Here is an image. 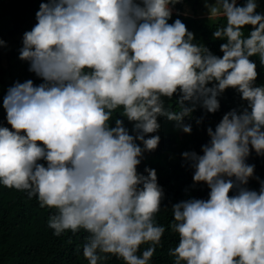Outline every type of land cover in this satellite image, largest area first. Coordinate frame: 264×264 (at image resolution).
Masks as SVG:
<instances>
[{
    "label": "clouds",
    "instance_id": "1",
    "mask_svg": "<svg viewBox=\"0 0 264 264\" xmlns=\"http://www.w3.org/2000/svg\"><path fill=\"white\" fill-rule=\"evenodd\" d=\"M177 2L45 0L22 35L18 58L41 82L14 81L3 96L0 185L50 209L54 235L83 230L87 264H151L165 193L156 170L138 165L159 144L158 118L190 133L185 117L197 105L218 111L228 88L246 105L207 127L200 153H181L209 191L171 205L178 243L168 254L173 264H264V179L247 162L264 156V85L250 59L264 66V12L257 0H205L208 19L226 21L212 33L225 41L216 55L180 18L169 23ZM174 94L176 110L164 105Z\"/></svg>",
    "mask_w": 264,
    "mask_h": 264
},
{
    "label": "trees",
    "instance_id": "2",
    "mask_svg": "<svg viewBox=\"0 0 264 264\" xmlns=\"http://www.w3.org/2000/svg\"><path fill=\"white\" fill-rule=\"evenodd\" d=\"M257 0L256 11L263 12L261 2ZM245 0H237L243 4ZM192 8L193 14L188 13V7ZM202 0H178L172 11V18H180L188 30L194 33L193 43L204 44L214 54L222 55L219 45L224 40L213 38V31L223 26L226 22L223 18L209 21L201 17ZM251 25L243 28L245 35L250 31ZM257 64L258 76L256 83L264 85V66L260 65L257 56L250 57ZM8 66H5L0 57V126H8L5 119L6 113L3 109V96L8 88L6 77ZM35 76L34 83H40ZM220 108L215 113H208L199 105L190 116L185 117V123L192 126L191 133L181 134L182 130L175 127L174 121L166 117H159L165 121L162 132L158 131L160 141L154 151L144 153V157L138 165V171L143 172L145 166L154 168L157 172L158 183L164 189V198L161 201V209L156 214L157 222L165 226V233L161 243L151 258V264H173V258L169 256L168 249L178 243V237L173 233L169 224L172 221L171 205L179 200L195 198H207L208 187L203 182L194 183L193 169L181 156L184 151L201 152V145L208 142L207 127L213 129L220 121L223 114L229 110L240 111L246 102L240 98V94L233 88L226 89L218 98ZM187 103V102H186ZM165 107L171 105L172 110L178 109L176 95L169 99L164 98ZM118 111V110H117ZM114 117L124 119V124L131 130L132 123L120 117L119 112ZM200 120V123H197ZM114 125V119L111 121ZM151 135V134H149ZM172 158H169L170 156ZM247 162L255 165L254 175L264 179V156H258L252 151ZM250 189L259 188L257 179L250 178L247 184ZM231 195V193H230ZM50 209L41 208L35 197L29 199L26 193L14 188H6L0 185V264H87L86 258L82 255L84 236L83 230L76 233L66 231L60 236L53 234V230L47 226V219ZM148 247L141 246V251ZM103 264H123L122 260L111 257Z\"/></svg>",
    "mask_w": 264,
    "mask_h": 264
},
{
    "label": "rangeland",
    "instance_id": "3",
    "mask_svg": "<svg viewBox=\"0 0 264 264\" xmlns=\"http://www.w3.org/2000/svg\"><path fill=\"white\" fill-rule=\"evenodd\" d=\"M41 2L45 0H0V40L6 42L5 45H0V57L4 65L8 66L9 72L6 77L8 87L17 80L23 82L25 79L31 78L33 81L35 79V74L28 70V62L18 58V49L21 47L24 31L30 30L36 23L35 13ZM208 2L211 3L213 0ZM260 4L264 12V1ZM187 10L189 14H193L191 6ZM200 12L203 19H208L205 0H202ZM158 121L160 124L158 131L162 132L165 121L161 119ZM181 134L185 133L182 131Z\"/></svg>",
    "mask_w": 264,
    "mask_h": 264
}]
</instances>
